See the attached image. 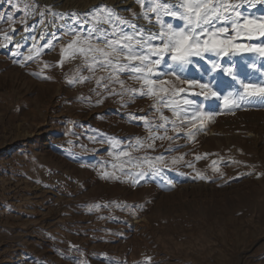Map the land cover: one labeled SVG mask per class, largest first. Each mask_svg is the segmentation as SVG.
<instances>
[{
  "label": "rangeland",
  "instance_id": "rangeland-1",
  "mask_svg": "<svg viewBox=\"0 0 264 264\" xmlns=\"http://www.w3.org/2000/svg\"><path fill=\"white\" fill-rule=\"evenodd\" d=\"M110 1L0 0V264H264V99L243 88L264 87V57L205 53L181 67L166 55L156 72L217 96L162 75L185 91L161 104L159 85L149 95L116 68L139 61L102 66L89 43L134 36L139 52L141 32L184 27L160 7L182 13V0ZM226 2L238 23H264V0ZM228 93L240 106L225 107Z\"/></svg>",
  "mask_w": 264,
  "mask_h": 264
},
{
  "label": "snow or ice",
  "instance_id": "snow-or-ice-1",
  "mask_svg": "<svg viewBox=\"0 0 264 264\" xmlns=\"http://www.w3.org/2000/svg\"><path fill=\"white\" fill-rule=\"evenodd\" d=\"M260 0H256V3H259ZM255 7V4L252 5ZM15 7V5H13ZM160 7L165 8L169 11V14L173 17H178L184 21V27L175 30L171 25L167 26L166 30H161L158 34L152 33L147 37L144 36L143 32L140 33V39L136 40L135 43L140 46V51L137 52L134 49L133 41L134 36H123L117 40H109L106 47L96 48L89 43V51L93 53H98V56H95L94 59L100 60L102 66H111L113 61L111 60L112 56H116L119 59L120 56L129 62L139 61V65L136 64H127V65H116L118 71L130 70L131 73L137 74L133 78H143L144 85L148 86L149 95L153 92V86L159 85L160 93H165L166 96L161 99V104L164 103H175L174 99H170L173 96H179L180 93L185 91L184 88H177L174 83H171L169 80L159 79L158 77L162 75H168L170 77H175L176 81H179L181 84H188L190 87H197L199 89L205 90L203 95L205 99L209 96L216 97L217 93L213 91L212 87L208 83H197L196 81L182 79L181 76L177 75L175 72L158 73L156 68L161 65V62L165 59V56H170V60L173 64L185 67L192 63V57H198L201 60L204 59V54L209 53L217 57L223 56H235L240 52H252L258 53L260 56L264 57V44L257 43H236L237 40L242 41H253L256 40V34H259L260 38H264V23H256L253 20L245 19L243 24L238 23L240 18V13L237 11L235 17L224 15L225 11L229 8L236 9L239 5H233L226 2L213 4L212 0H182L179 4V7L184 11L178 13L171 11L170 6L166 4L160 5ZM8 21L13 20V16L9 15L7 17ZM229 21L231 23V30L234 34L227 35L229 29L227 27H216L215 21ZM106 22V21H105ZM121 23H124L121 21ZM223 37V38H221ZM160 40V44H153L152 41ZM77 44V41L74 40L72 44L68 45L69 49H72V55L76 54L74 45ZM43 47V46H42ZM19 48V45H17ZM125 50H127L125 52ZM81 54L84 53V48L79 49ZM14 56L18 55V52L13 53ZM64 49L61 50V56L63 58ZM152 57H157L152 59ZM28 59H31L29 57ZM91 67V65L89 66ZM172 67V64L169 65V68ZM213 70L219 69L221 66L218 62L213 61L211 64ZM224 72L232 76L233 69L232 67H226L223 69ZM152 77H157V79H152ZM99 83V82H98ZM244 91L253 97H260L264 99V87H257L249 83L243 84ZM144 94V93H141ZM200 93H197L199 95ZM233 93H228L223 97V104L225 107L230 104H236L240 106L234 99ZM240 100H243L244 97L240 96ZM183 106H188L193 109V116H200L199 111L196 109L194 101L188 98L182 100ZM179 107V105H177ZM175 113V109H174ZM202 119V117H201ZM189 135H192L191 133ZM159 163H164V157L160 156L156 158ZM200 159V157H196ZM173 163H176V160H173ZM212 170L218 171L213 164ZM151 171L154 175H159L161 172L160 167L153 165ZM107 175V174H106ZM197 179H206L203 175L197 173ZM139 179H144V173L139 174Z\"/></svg>",
  "mask_w": 264,
  "mask_h": 264
},
{
  "label": "bare ground",
  "instance_id": "bare-ground-1",
  "mask_svg": "<svg viewBox=\"0 0 264 264\" xmlns=\"http://www.w3.org/2000/svg\"><path fill=\"white\" fill-rule=\"evenodd\" d=\"M108 1H109V0H108ZM110 3H112V4L114 3V5H116V4H119L120 2H119V1H115V0H111ZM120 7H124V6H121V5H120V6H118L117 8H120Z\"/></svg>",
  "mask_w": 264,
  "mask_h": 264
}]
</instances>
